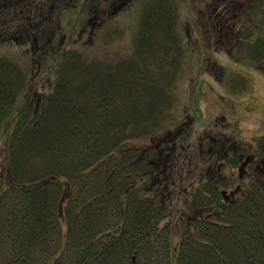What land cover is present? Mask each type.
<instances>
[{
  "label": "trees",
  "instance_id": "trees-1",
  "mask_svg": "<svg viewBox=\"0 0 264 264\" xmlns=\"http://www.w3.org/2000/svg\"><path fill=\"white\" fill-rule=\"evenodd\" d=\"M43 1L0 0V49L14 46L0 52V264H264V135L155 145L160 129L181 127L182 109L202 120L203 80L188 105L178 90L191 43L184 0H148L132 52L48 48L33 74L29 48L51 41ZM234 1L214 0L226 13ZM246 11L239 54L259 66L264 0ZM36 22L47 23L32 31ZM246 159L250 179L227 203L224 169Z\"/></svg>",
  "mask_w": 264,
  "mask_h": 264
},
{
  "label": "rangeland",
  "instance_id": "rangeland-1",
  "mask_svg": "<svg viewBox=\"0 0 264 264\" xmlns=\"http://www.w3.org/2000/svg\"><path fill=\"white\" fill-rule=\"evenodd\" d=\"M147 1H43L44 7L40 9L43 12L42 18L49 19L52 26L51 37L43 36L51 41L43 46L37 41L29 48L34 55L31 63L33 74L43 72L45 63H42L39 52L48 48H55L58 51L56 54H60L66 46L71 48L75 45L97 52L106 50L108 54L132 52L138 20ZM200 2L201 0H184L181 5L183 23L192 26L188 30L191 43L183 68L184 80L178 90L183 94L182 99L184 96L187 98L196 88V83L203 80L198 87L202 120L196 124L190 109H182L181 127L160 129L162 141L155 143L159 148L174 141L178 147L184 145L186 140H182L186 135H192L194 144L200 141L202 135L209 137L217 134L223 140L237 137L249 142H255L264 135V63L259 66L245 63L241 61L239 54L238 38L244 37L245 32L253 26L251 16L246 11L252 0H235L232 11L228 13L223 11L221 3L216 8L219 0L207 4L206 1L202 4ZM51 6L52 10H49ZM47 22L31 23L30 29L37 31V28H42L41 25ZM199 24L202 27L197 28L199 33L196 34L195 29ZM13 49L12 45H4L0 52ZM46 66L48 67L47 64ZM188 104L190 100L187 98L186 105ZM228 146L233 148V145ZM227 153L219 152V161L207 165L210 173L218 172L224 166L223 160ZM244 162L245 160L234 168L226 166L224 169V174L230 179L228 184L231 185L226 190L233 191L240 185L239 181L250 179ZM1 170L0 164V174ZM263 174L261 172L260 175Z\"/></svg>",
  "mask_w": 264,
  "mask_h": 264
},
{
  "label": "water",
  "instance_id": "water-1",
  "mask_svg": "<svg viewBox=\"0 0 264 264\" xmlns=\"http://www.w3.org/2000/svg\"><path fill=\"white\" fill-rule=\"evenodd\" d=\"M237 191H232L231 194H228L227 191H223L222 195L225 198L226 201H229L230 197H233L236 194Z\"/></svg>",
  "mask_w": 264,
  "mask_h": 264
},
{
  "label": "flooded vegetation",
  "instance_id": "flooded-vegetation-1",
  "mask_svg": "<svg viewBox=\"0 0 264 264\" xmlns=\"http://www.w3.org/2000/svg\"><path fill=\"white\" fill-rule=\"evenodd\" d=\"M106 1H109V2H112V1H115V0H106ZM244 165V168L247 166L248 167V165H245V164H243Z\"/></svg>",
  "mask_w": 264,
  "mask_h": 264
}]
</instances>
